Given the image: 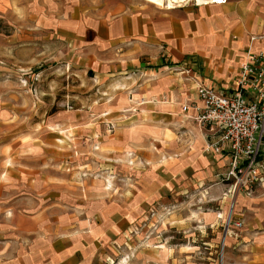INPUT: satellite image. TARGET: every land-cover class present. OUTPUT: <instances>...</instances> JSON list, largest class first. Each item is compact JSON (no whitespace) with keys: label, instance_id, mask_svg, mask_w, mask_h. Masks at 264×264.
Segmentation results:
<instances>
[{"label":"crops","instance_id":"0c3cea01","mask_svg":"<svg viewBox=\"0 0 264 264\" xmlns=\"http://www.w3.org/2000/svg\"><path fill=\"white\" fill-rule=\"evenodd\" d=\"M95 3L66 0L49 20L54 40L70 47L68 63L104 84L105 96L84 105L100 106L98 119L84 114L74 121L70 111V130L75 139L96 142L105 159L154 162L131 171L133 182L116 184L115 193L100 183L62 182L58 171L44 167L0 169V264H114L116 242L141 218L146 202L154 205L192 183L225 179L229 157L208 145L216 130L199 126L193 109L183 111L181 104L200 102L198 83L235 86L250 35L264 34V0L173 7L151 0ZM12 6L21 11L20 2L0 0V16L11 15ZM39 22L48 20L41 14ZM253 48H264V38ZM70 51H76L72 58ZM170 151L175 159L157 164ZM230 195L262 211L264 180L249 193ZM157 255L163 256L158 264H167L170 254L154 249L138 250L125 264H154Z\"/></svg>","mask_w":264,"mask_h":264},{"label":"rangeland","instance_id":"374dc122","mask_svg":"<svg viewBox=\"0 0 264 264\" xmlns=\"http://www.w3.org/2000/svg\"><path fill=\"white\" fill-rule=\"evenodd\" d=\"M65 1L16 0L21 11L12 6L11 15L0 16V169L44 167L48 173L58 171L62 182L100 183L115 193L116 184L133 182L131 171L146 170L154 160L105 159L96 142L90 144L87 136L75 139L70 111L76 114L74 121L85 119L84 114L98 119L100 106L84 105L105 95L104 84L100 86L91 71L84 77L69 64L70 47L52 36V10ZM41 14L48 23L39 22ZM75 52L70 51V58ZM165 155L155 160L157 164L167 165L176 156L173 151ZM221 176L216 182L171 191L154 205L146 202L141 218L116 242L120 252L111 262L125 264L138 250L154 249L170 254L167 264H264V208L257 211L239 203L240 197L230 195L232 187ZM236 219L241 226L233 224ZM157 256L154 264L163 259Z\"/></svg>","mask_w":264,"mask_h":264},{"label":"built area","instance_id":"2783aa9c","mask_svg":"<svg viewBox=\"0 0 264 264\" xmlns=\"http://www.w3.org/2000/svg\"><path fill=\"white\" fill-rule=\"evenodd\" d=\"M165 7L224 3L227 0H151ZM264 34H251L250 43L235 80V86L222 90L213 85H196L199 103L183 102L181 109H193L199 126L209 125L216 135L208 145L229 157L224 178L232 193L251 192L254 182L264 180V48L253 43ZM229 215L226 230L230 223ZM241 226V220L233 222ZM226 230L224 234H226Z\"/></svg>","mask_w":264,"mask_h":264}]
</instances>
